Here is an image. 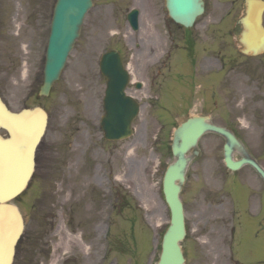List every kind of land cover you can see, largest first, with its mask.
<instances>
[{"label": "rangeland", "instance_id": "rangeland-1", "mask_svg": "<svg viewBox=\"0 0 264 264\" xmlns=\"http://www.w3.org/2000/svg\"><path fill=\"white\" fill-rule=\"evenodd\" d=\"M94 1L60 79L50 95L39 98L56 0H0V93L14 111L42 106L49 114L47 132L37 150L35 173L28 188L14 199L26 225L18 247H25L28 236L43 238L53 243L57 255H71L69 264H95L106 240L101 232L103 213L108 212L104 204L111 201L101 178L109 176L117 202L111 220V249L105 259L99 257L98 264H157L170 217L162 179L172 160L171 129L186 117H166L162 103L151 107L141 100L134 134L125 140L107 141L100 129L106 81L99 61L102 53L115 48L137 70L141 57L149 55V47L158 52L167 49V37L160 32L165 23L172 26L179 46L184 44L185 31L169 19L163 0ZM243 2L205 0L206 10L191 28L198 49L225 34L221 39L235 43L226 31L242 16ZM132 8L142 12L138 31L126 21ZM172 47L168 45L169 50ZM173 50V55L179 54V61L181 53L175 47ZM173 60L167 61L161 76L155 77L161 81L155 86L157 101L165 98L164 78L174 75ZM257 71L262 73L264 68ZM250 99L245 100L240 84L230 80L223 106L214 107L210 102L205 111L216 123L232 126L254 154L264 157V100ZM201 109L194 105V110ZM222 143L214 135L202 138V155L191 168L182 193L186 205L195 181L194 170L217 159Z\"/></svg>", "mask_w": 264, "mask_h": 264}, {"label": "water", "instance_id": "water-1", "mask_svg": "<svg viewBox=\"0 0 264 264\" xmlns=\"http://www.w3.org/2000/svg\"><path fill=\"white\" fill-rule=\"evenodd\" d=\"M165 2L169 16L187 27L192 26L195 19L204 12L203 0ZM91 6L92 0L57 1L51 25L42 94L48 95L51 86L59 78L75 39L80 34L84 16ZM263 11L264 1L246 0V15L241 19L244 30L240 41L247 53L264 52ZM129 18L135 22L134 14H130ZM255 33L257 39L254 38ZM101 69L107 78L104 99L106 116L103 122L105 137L113 140L128 137L132 134V121L139 110L134 99L125 93L128 73L123 68L120 55L115 51L103 56ZM22 115L26 119L22 120ZM27 119L37 126H31L32 131L25 122ZM46 122L47 115L43 109L36 107L15 113L8 109L0 96V128L7 130L11 136L4 139L0 135V264H12L15 246L23 231V219L18 207L9 201L25 189L32 176L36 149L44 135ZM207 131L217 132L227 139L225 156L229 167L237 169L246 162L254 165L264 175V171L252 159H233V150H244L243 145L231 131L212 124L209 116L196 115L180 123L174 131L171 145L175 159L168 166L163 180V192L172 218L163 235L162 253L158 264H183L185 261L180 245L186 235L180 192L188 165L192 157L198 154V140Z\"/></svg>", "mask_w": 264, "mask_h": 264}, {"label": "flooded vegetation", "instance_id": "flooded-vegetation-1", "mask_svg": "<svg viewBox=\"0 0 264 264\" xmlns=\"http://www.w3.org/2000/svg\"><path fill=\"white\" fill-rule=\"evenodd\" d=\"M189 43H192L191 40ZM186 47L180 60L177 58L173 61L179 63L181 68L186 64L187 82L179 85L173 83L170 81L174 76L172 73L164 78L169 82L164 87L163 101L185 100L181 111H188L194 105L193 92L199 85L202 108L210 103V95L217 105L225 100L226 85L230 80L240 84L245 100H264L258 95H264V72L257 71L264 68V56L257 59L251 57L246 62L233 59L236 58L234 56H229L227 60V51L222 46L201 51L191 49L189 45ZM167 58L162 56L158 64L166 65L171 55ZM156 68L151 71L149 67L140 66L137 70L139 78L147 85L150 98L149 81L162 75V65ZM182 74L179 72L180 76ZM138 84L135 87L143 88ZM220 151V162L201 164L202 167L193 174L195 181L188 193L186 209V264H264V179L250 165L238 171L230 170L224 162L223 146ZM236 157L241 159L240 154H236ZM254 157L264 169V157L256 154ZM70 258L57 255L50 240H34L28 236L25 247L17 248L14 264H69Z\"/></svg>", "mask_w": 264, "mask_h": 264}, {"label": "bare ground", "instance_id": "bare-ground-1", "mask_svg": "<svg viewBox=\"0 0 264 264\" xmlns=\"http://www.w3.org/2000/svg\"><path fill=\"white\" fill-rule=\"evenodd\" d=\"M254 38H255V39L258 38L256 33H255V35H254ZM27 72H28V71H27V63H25V64H24L23 74H25V76H26ZM20 115H21V114H20ZM21 118H22V120L26 119V117L23 116V115L21 116ZM25 122H26V124L29 126L28 128H29L30 131L33 130V129L31 128V126H32V127H37V126L35 125V123H32V122H31L30 119H27ZM36 123H37V121H36ZM37 124H38V123H37ZM28 128L26 129V131H28ZM7 132H8V131H7ZM0 135H1V134H0ZM1 136H2V135H1ZM10 137H11V136L8 134L7 136L4 137V139H6V138L9 139ZM26 186H27V185H26Z\"/></svg>", "mask_w": 264, "mask_h": 264}]
</instances>
